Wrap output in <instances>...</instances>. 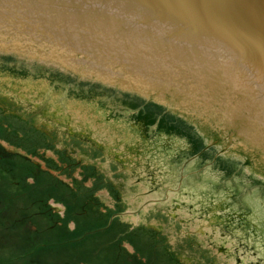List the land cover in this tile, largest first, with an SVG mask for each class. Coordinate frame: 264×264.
I'll return each instance as SVG.
<instances>
[{
  "label": "water",
  "instance_id": "water-1",
  "mask_svg": "<svg viewBox=\"0 0 264 264\" xmlns=\"http://www.w3.org/2000/svg\"><path fill=\"white\" fill-rule=\"evenodd\" d=\"M0 83L152 156L164 184L117 214L159 204L209 264H264V0H0Z\"/></svg>",
  "mask_w": 264,
  "mask_h": 264
},
{
  "label": "rangeland",
  "instance_id": "rangeland-1",
  "mask_svg": "<svg viewBox=\"0 0 264 264\" xmlns=\"http://www.w3.org/2000/svg\"><path fill=\"white\" fill-rule=\"evenodd\" d=\"M0 147L9 155L0 163V264L213 260L159 204L117 214L158 189L163 176L146 150L71 99L41 101L0 83Z\"/></svg>",
  "mask_w": 264,
  "mask_h": 264
},
{
  "label": "trees",
  "instance_id": "trees-1",
  "mask_svg": "<svg viewBox=\"0 0 264 264\" xmlns=\"http://www.w3.org/2000/svg\"><path fill=\"white\" fill-rule=\"evenodd\" d=\"M0 148H1V147H0ZM2 154H3V153L0 152V163H1L2 160H9V158H8L9 155H7V153H5V154H3V155H2ZM22 158H24V157H22ZM25 160H26L31 166H33V162H31L30 160H27V159H25ZM42 172H43L44 174H47V173L44 172V171H42ZM30 173H31V174H28V175H30V177H31V176L34 177L35 173H33V172H31V171H30ZM28 175H27V176H28ZM94 175L96 176V171L94 172ZM96 177H97V176H96ZM63 187H64V186H63ZM98 187L100 188V186H98ZM66 188H67V186H66ZM110 188H111V193H114V194L117 193V192H116V189H115L114 187L111 186ZM64 189H65V187H64ZM68 189H69V188H68ZM69 190H70V189H69ZM81 191H83V190H81ZM81 191H80V192H81ZM78 193H79V191H78ZM89 194H90L89 192H87V191L84 190V197L87 198V196H89ZM53 196H54V195L51 194L49 197L47 196V199H49L50 197H53ZM78 197H79V199H84V197L82 198V196H81L80 193L78 194ZM44 199H45V198H44ZM44 207H48V205L45 204ZM48 208H49V211H50V206H49ZM48 208H47V209H48ZM4 210H5V209H3V211H4ZM70 210H71V209H70ZM3 211H2V212H3ZM51 212H52V211H51ZM51 212H50V213H51ZM27 213H28V212H27ZM27 213H26V214H27ZM0 215H1V213H0ZM50 216H52V215H50ZM99 222H100V220H99ZM0 224H1V226H2V223H0ZM105 225H106V224H105ZM105 225H104V224H99V225H98V223H96L95 228L105 227ZM43 234H44V233H42V232L40 233V230H37V233L35 234V236H36L37 238H39V237H42ZM69 239H70V238H69ZM69 239H68L67 241H69ZM44 241H45V240H44ZM47 241H51V240H50V239H47ZM47 241H46V242H47ZM66 243H67V242H66ZM154 246H155V245H154ZM45 247H47V246H45ZM45 247L43 246L42 248H38V250L41 251V250L45 249ZM40 249H41V250H40ZM166 254L168 255V258H169V259H172V258L174 259V256H173L174 254H172L171 252H167ZM129 256H130V257H131V256L133 257L134 255H129ZM135 260H136V259H135Z\"/></svg>",
  "mask_w": 264,
  "mask_h": 264
},
{
  "label": "flooded vegetation",
  "instance_id": "flooded-vegetation-1",
  "mask_svg": "<svg viewBox=\"0 0 264 264\" xmlns=\"http://www.w3.org/2000/svg\"><path fill=\"white\" fill-rule=\"evenodd\" d=\"M0 206H1V204H0Z\"/></svg>",
  "mask_w": 264,
  "mask_h": 264
}]
</instances>
